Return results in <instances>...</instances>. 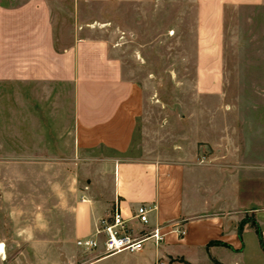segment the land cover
I'll return each instance as SVG.
<instances>
[{
	"label": "crops",
	"instance_id": "0c3cea01",
	"mask_svg": "<svg viewBox=\"0 0 264 264\" xmlns=\"http://www.w3.org/2000/svg\"><path fill=\"white\" fill-rule=\"evenodd\" d=\"M151 1L0 0V264H246L256 251L254 227H240L254 212L264 236V102L231 96L264 89L194 70L173 88L180 98L153 103L135 76ZM167 2L187 3L196 32L216 31L215 0H158L160 13ZM116 199L126 216L151 205L150 226L180 222L186 235L86 252L78 241Z\"/></svg>",
	"mask_w": 264,
	"mask_h": 264
},
{
	"label": "rangeland",
	"instance_id": "374dc122",
	"mask_svg": "<svg viewBox=\"0 0 264 264\" xmlns=\"http://www.w3.org/2000/svg\"><path fill=\"white\" fill-rule=\"evenodd\" d=\"M85 1L97 8H105V2L111 4V0ZM157 1H151L150 7L146 8L148 26L140 25L139 42L149 46L144 54L146 59H142V55L137 57L143 69L135 71L136 79L151 93L149 96L153 103H159L160 99L173 103L180 98L173 88L190 85L191 79L185 74L194 70L224 71L226 85L237 91L239 88L264 89V0L256 4L215 0L216 9L221 8L222 14L215 18L217 28L213 32L193 30L191 20L196 16L194 11L191 14L187 3L177 7L167 2L166 9L160 13ZM196 35L200 40L209 35L218 45L215 48L191 46ZM159 37L161 41L154 42ZM208 49L213 50L214 55H208ZM132 51L133 48L125 49L123 57H129ZM231 97L238 102H264V96L258 94L236 93ZM139 143L140 134L137 132L132 150L134 156L139 152ZM259 214H264V211ZM255 215L254 212L248 213L241 225L251 223L256 232L257 248L247 253L246 264H264V236ZM179 261L190 264L184 259ZM214 263L221 264L215 260Z\"/></svg>",
	"mask_w": 264,
	"mask_h": 264
},
{
	"label": "built area",
	"instance_id": "2783aa9c",
	"mask_svg": "<svg viewBox=\"0 0 264 264\" xmlns=\"http://www.w3.org/2000/svg\"><path fill=\"white\" fill-rule=\"evenodd\" d=\"M152 210L151 205L141 204L131 216H126L120 200L116 199L113 208L99 220L94 236L79 240L78 246L86 252L100 251L102 257H110L139 253L148 243L160 248L169 234L186 235L180 222H170L169 231H165L164 226H150Z\"/></svg>",
	"mask_w": 264,
	"mask_h": 264
},
{
	"label": "trees",
	"instance_id": "16d2710c",
	"mask_svg": "<svg viewBox=\"0 0 264 264\" xmlns=\"http://www.w3.org/2000/svg\"><path fill=\"white\" fill-rule=\"evenodd\" d=\"M242 229H243V227L241 226V227H240V232L242 231ZM257 232H258V234H259V233H260V230L257 229Z\"/></svg>",
	"mask_w": 264,
	"mask_h": 264
}]
</instances>
